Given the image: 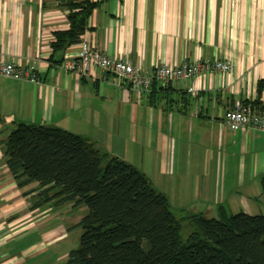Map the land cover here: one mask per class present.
<instances>
[{"label":"crops","instance_id":"1","mask_svg":"<svg viewBox=\"0 0 264 264\" xmlns=\"http://www.w3.org/2000/svg\"><path fill=\"white\" fill-rule=\"evenodd\" d=\"M69 28L59 0H0V54L40 79L0 75V264H57L53 250L69 232L62 217L73 206L33 208L23 191L37 184L18 187L2 145L20 123L93 139L142 170L177 209L264 214V131L224 120L237 101L264 105V0H102L81 37L143 73L205 59L234 65L150 90L99 67L66 70L80 41L52 45Z\"/></svg>","mask_w":264,"mask_h":264},{"label":"trees","instance_id":"2","mask_svg":"<svg viewBox=\"0 0 264 264\" xmlns=\"http://www.w3.org/2000/svg\"><path fill=\"white\" fill-rule=\"evenodd\" d=\"M59 1L70 28L55 33L54 50L79 42L102 2ZM253 107L264 110L259 102ZM2 148L18 187L37 184L23 191L35 198L33 208L88 207L66 264H264V214L179 212L137 166L61 128L20 123Z\"/></svg>","mask_w":264,"mask_h":264},{"label":"built area","instance_id":"3","mask_svg":"<svg viewBox=\"0 0 264 264\" xmlns=\"http://www.w3.org/2000/svg\"><path fill=\"white\" fill-rule=\"evenodd\" d=\"M79 45L80 50L77 56L64 59L63 66L66 70L88 75L94 67H99L102 71L113 73L143 90H150L156 82L191 81L213 72L229 73L234 71L233 63L228 60L205 59L184 62L180 65L158 64L152 72L143 73L129 59L111 57L87 38H82ZM0 75L40 83L36 72L29 71L2 54H0ZM189 90L195 89L190 86ZM224 120L230 129L246 126L264 131V110L256 111L253 105L244 101L235 102L226 112Z\"/></svg>","mask_w":264,"mask_h":264},{"label":"rangeland","instance_id":"4","mask_svg":"<svg viewBox=\"0 0 264 264\" xmlns=\"http://www.w3.org/2000/svg\"><path fill=\"white\" fill-rule=\"evenodd\" d=\"M174 207V206H173ZM175 210L181 211V209H177L174 207ZM89 209L87 206H76V207H69L67 211L63 214L62 222L67 224L69 227V232L66 237H63L62 240L57 245V249L53 250V258L58 256L56 260H54L57 264H66V260L60 259L59 255L63 252H70V250L77 248L80 245L81 235L83 229L78 225L81 219L87 215ZM186 212V210L184 211ZM190 213V211H187ZM189 231V228L184 227L183 234L186 236ZM55 252V255H54Z\"/></svg>","mask_w":264,"mask_h":264}]
</instances>
